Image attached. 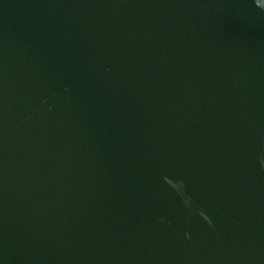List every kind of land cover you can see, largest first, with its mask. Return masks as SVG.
<instances>
[{
	"label": "water",
	"instance_id": "water-1",
	"mask_svg": "<svg viewBox=\"0 0 264 264\" xmlns=\"http://www.w3.org/2000/svg\"><path fill=\"white\" fill-rule=\"evenodd\" d=\"M0 264H264V0H0Z\"/></svg>",
	"mask_w": 264,
	"mask_h": 264
}]
</instances>
